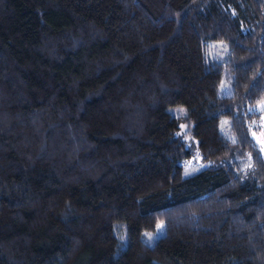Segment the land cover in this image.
Segmentation results:
<instances>
[{
  "label": "trees",
  "instance_id": "16d2710c",
  "mask_svg": "<svg viewBox=\"0 0 264 264\" xmlns=\"http://www.w3.org/2000/svg\"><path fill=\"white\" fill-rule=\"evenodd\" d=\"M262 99L264 0H0V264H264Z\"/></svg>",
  "mask_w": 264,
  "mask_h": 264
},
{
  "label": "rangeland",
  "instance_id": "374dc122",
  "mask_svg": "<svg viewBox=\"0 0 264 264\" xmlns=\"http://www.w3.org/2000/svg\"><path fill=\"white\" fill-rule=\"evenodd\" d=\"M219 42L212 43V47L210 50V54L217 56L223 49V40H218ZM208 51V50H207ZM254 107L259 109V118L257 119V126L258 128L256 130L251 131L252 139L254 140L257 147L260 149L261 153L264 155V99L257 102ZM198 166V163L194 162L193 165H191V168H195ZM185 171H187V167L184 166ZM154 237H152L153 239Z\"/></svg>",
  "mask_w": 264,
  "mask_h": 264
}]
</instances>
